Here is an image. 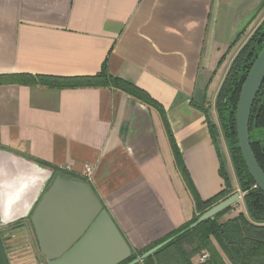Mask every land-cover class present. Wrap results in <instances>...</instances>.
Wrapping results in <instances>:
<instances>
[{
	"label": "crops",
	"instance_id": "obj_1",
	"mask_svg": "<svg viewBox=\"0 0 264 264\" xmlns=\"http://www.w3.org/2000/svg\"><path fill=\"white\" fill-rule=\"evenodd\" d=\"M263 22L264 0H0V77L36 81L0 85V220L26 225L16 233H31L41 255L31 222L38 178L30 170L25 180L26 164L41 163L54 172L45 192L57 176L88 183L134 251L190 222L187 181L204 201L225 189L208 96L213 88L217 102ZM104 66L154 104L60 81ZM204 253L192 263L205 264Z\"/></svg>",
	"mask_w": 264,
	"mask_h": 264
},
{
	"label": "trees",
	"instance_id": "obj_2",
	"mask_svg": "<svg viewBox=\"0 0 264 264\" xmlns=\"http://www.w3.org/2000/svg\"><path fill=\"white\" fill-rule=\"evenodd\" d=\"M263 49L264 22L240 51L220 89L216 102L220 124L236 170L239 188L244 193L246 213H239L235 217L223 221L222 218L233 210L234 206H232L214 218L180 235L195 223L202 214L231 197L234 192L224 165L221 168V175L225 180V189L211 200H202L190 182L187 181V185L193 194L197 215L163 242L179 235L175 240L140 264H193L192 257L203 251L209 254V260L205 264H264V193L256 187L254 180L248 173L239 149L236 132V113L240 93L253 64ZM27 80H30L31 84H36L35 79L32 78L24 77L20 80L19 78L0 77V85L26 83ZM42 80L48 81L47 79H39V81ZM60 81H64L66 86L70 87H113L138 100L151 105L154 104V101L149 99L148 95L137 86L109 76L105 66L99 74L93 77ZM249 130L252 150L264 171V83L252 107ZM211 133L214 139H217L218 132L214 125H211ZM170 137L178 161L177 147L172 136ZM41 165L47 167V165ZM186 243H192V249L187 250L185 248ZM157 245H153L144 251L132 250L130 259L122 264L132 262Z\"/></svg>",
	"mask_w": 264,
	"mask_h": 264
},
{
	"label": "water",
	"instance_id": "obj_3",
	"mask_svg": "<svg viewBox=\"0 0 264 264\" xmlns=\"http://www.w3.org/2000/svg\"><path fill=\"white\" fill-rule=\"evenodd\" d=\"M263 83L264 49L242 87L236 113L239 149L249 175L256 187L264 193V171L252 150L249 130L252 107ZM26 167L28 170L25 180L30 179V170L38 178L33 207L36 203L37 205L31 222L38 236L41 254L27 258L29 264H122L130 259V245L88 183L57 176L45 192L54 172L39 163L26 164ZM3 173L7 174V171ZM12 179L11 182L16 181L15 178ZM10 180L7 177V182ZM242 198L244 197L236 192L202 214L180 235L214 218L239 203ZM17 224L19 223L0 220V264H21L17 255L15 256L16 249L6 244L9 239L14 241L19 228L26 227L22 224L17 227ZM178 236L157 245L128 264H140Z\"/></svg>",
	"mask_w": 264,
	"mask_h": 264
},
{
	"label": "rangeland",
	"instance_id": "obj_4",
	"mask_svg": "<svg viewBox=\"0 0 264 264\" xmlns=\"http://www.w3.org/2000/svg\"><path fill=\"white\" fill-rule=\"evenodd\" d=\"M208 98L210 99L212 105L214 106L213 109H215L216 100H215V93H214L213 88ZM217 129L219 133V138L221 140L220 149H221L222 156H223V164L228 174L230 184L231 186H233L232 188H236L239 185V182H238L236 170H235L232 158H231V154H230V151H228L227 146L225 145L226 142H224L225 138L223 136L222 127L219 125ZM236 192H238L241 196L244 197V193L240 190V188H237L236 191L234 190L233 194H235ZM246 211L247 210H246L245 202H244V199L242 198L239 203L234 205L233 210L229 211L227 216H230L232 214L238 215L239 213H246ZM15 235L16 237L14 238V241L9 239V241L7 240L8 242L6 244L7 246H11L16 249L14 250V252H15V256L17 255L16 257L19 260L18 261L19 263L29 264L30 261H28L27 258H29L30 256L39 255L36 244H35V240L32 234L27 231H24L22 233H15ZM185 246L187 247L188 250L192 249V243H188V244L186 243Z\"/></svg>",
	"mask_w": 264,
	"mask_h": 264
},
{
	"label": "built area",
	"instance_id": "obj_5",
	"mask_svg": "<svg viewBox=\"0 0 264 264\" xmlns=\"http://www.w3.org/2000/svg\"><path fill=\"white\" fill-rule=\"evenodd\" d=\"M86 170H87L88 176L91 175V172H92L91 167L88 166ZM198 260H199L200 263H206L209 260V254L208 253H204L203 255H201L199 257Z\"/></svg>",
	"mask_w": 264,
	"mask_h": 264
}]
</instances>
